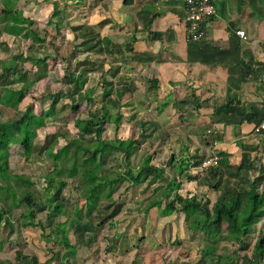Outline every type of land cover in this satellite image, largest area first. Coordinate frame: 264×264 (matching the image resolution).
<instances>
[{"label": "crops", "instance_id": "1", "mask_svg": "<svg viewBox=\"0 0 264 264\" xmlns=\"http://www.w3.org/2000/svg\"><path fill=\"white\" fill-rule=\"evenodd\" d=\"M213 1L217 14L207 37L189 41L186 0H92L86 24L99 36L87 46L93 44L90 55L98 68L85 84L117 95L109 103L115 112L127 110L124 127H157L156 138L147 137L149 148L155 143L157 157L175 173L182 159L189 160L194 178L182 189L211 200L242 191L251 181L264 182V128L256 130L264 123V0ZM22 108L20 102L16 110ZM219 151L227 163L204 169L203 160ZM147 214L152 230L145 236L160 248L145 244L143 253L157 264L156 254H164L153 233L159 230L158 209ZM168 251L179 255L175 248ZM139 254L123 249L113 263L89 257L84 264H134ZM24 258L36 264L30 255Z\"/></svg>", "mask_w": 264, "mask_h": 264}, {"label": "rangeland", "instance_id": "2", "mask_svg": "<svg viewBox=\"0 0 264 264\" xmlns=\"http://www.w3.org/2000/svg\"><path fill=\"white\" fill-rule=\"evenodd\" d=\"M53 1L10 0L11 4L16 2L13 7L15 10L32 19L31 27L39 33V36L44 37L45 41L35 40L32 33H21L18 37L10 35L5 32L6 21H0V59L10 58L16 53H35L38 56L49 53L51 56L45 67L47 75L43 77L37 75V66H32L30 61L21 60L17 62L16 66L20 71L30 70L29 81L34 80V82L29 85L30 87L26 89L22 97V110L0 106V120H17L26 111L25 108L30 105L37 113H46L50 110L53 100L58 98L56 109L46 116L45 128L39 130L32 155L29 158L25 157L24 147L21 144L10 143L8 145L11 152L8 159L10 168L16 173H24L31 177L33 184L30 186V190L34 195L33 206L36 209L34 221L41 220L44 227L22 225V213L28 207L24 202L19 205H16L15 202L18 200V196L24 193L26 186L19 187V183L16 185V182L12 181L13 188L7 190L5 188L6 182L0 177V260L5 262L4 264H30V258L16 260L17 252L22 251L27 257L30 255L36 264H84V260L89 257L93 258V262L106 258V262L113 263V260L118 257L119 251L136 248L140 254L134 256L136 259L134 264H153L152 260L146 255L144 256L143 253L145 250L148 251L147 248L144 249L145 244L152 243L151 238L145 236L149 230H152L149 228L152 222L148 221L149 215L144 208L155 195L161 196V191L156 190V188L159 185H166L165 180L157 179L156 182H151L152 179H149L139 185L129 183L128 180H120L113 194V202L100 201L96 209L89 211L85 204L86 199L81 195L83 194L81 185L84 183L79 178L87 171L81 168L77 179L76 177L63 176L62 178L56 176L52 185L45 178L48 171L52 173L50 164L53 163V160L49 157L50 151L62 147L66 139L79 137L93 140L95 138L94 135L86 136L79 132L75 126L76 118L88 117L87 111L71 109L73 103L77 101L76 95L80 93L79 88L74 83L75 74L81 73L84 77H88L92 75L93 67L98 68L97 62L90 55L93 44L87 46L91 41H96L97 36H99L98 31L89 29L86 24L87 16L90 17L92 13L88 8L92 5V0H83V2L79 0H56L60 9V13L55 17L57 24L59 22L58 25L48 23L49 17L53 13ZM6 5L0 0V18H2V8ZM64 76H66V81ZM14 77L13 74L0 77V92L4 86L19 88L23 84L29 83V81H15ZM92 80L91 76L87 82ZM59 91H64L66 94L58 96ZM99 96L101 100H98L89 111H98L102 105L101 102H115L117 97L116 94H102L101 92ZM112 111L115 112V109L113 108ZM121 112L124 114L127 110L123 108ZM133 125L127 126V128L123 126L124 128L122 127L118 134L120 136L134 135L135 137L141 135L142 139L145 140L131 157L132 167L136 168L144 153H156L155 143L149 148L147 145L149 142L146 140L148 136L156 138L157 127L150 130L137 126V124ZM115 130L116 126L113 122L106 124L103 138H114L117 135ZM22 132L19 128L15 136H19ZM79 156L84 158L89 155L79 153ZM153 158L157 165L165 168V172L170 178L176 177L172 168L165 167L167 160L162 159L160 155ZM62 163V161L59 163L61 168L65 167ZM64 163L69 165L70 161L65 160ZM103 170H107L110 174L113 172L114 175L123 174L125 164H118L111 158L107 159L101 169L90 172V174H94V176L89 175L91 180L95 179V176L100 177ZM60 180L65 181L66 186L54 196L53 191L60 187ZM91 180L88 181L91 182ZM56 201L63 202L65 210L62 208L61 211H56L53 214L50 207ZM82 204L81 217L75 221L67 233L70 243L75 245L77 250L74 256L68 254L63 262L61 252L67 251V246L60 242L63 233L59 232L57 228H62L61 222H66V227H69V221L74 215L73 212H76ZM65 212L70 214L67 215ZM170 218L171 220H169ZM157 222L159 230L154 229L153 233L158 236L156 238L161 242V249H164V254H156L157 264H186V262L189 264H225L224 256L219 257V253L225 250L222 248L223 245H226V250L230 253L235 248L238 249L240 258L236 259L237 264L242 263L244 254H251V247L243 249L242 246L238 247V245L235 246L225 241H216L217 234L207 238L202 231H198L199 234L190 236L189 233L191 232L187 229L183 213L174 212L171 216L158 215ZM255 226L257 228L260 226L264 230V217L260 218ZM97 231L96 238L90 241V238L97 234ZM259 233L258 228L246 237L250 246L255 244ZM152 244L153 250L160 248V246L154 245V242ZM210 245L215 251L207 255L202 254V250ZM167 246H170L169 249ZM110 247L116 248L110 249ZM174 248L179 250V255H175L171 251L169 253L168 250H174ZM162 255H164V260ZM251 259L254 257L251 256ZM101 264L104 263L101 261Z\"/></svg>", "mask_w": 264, "mask_h": 264}, {"label": "trees", "instance_id": "3", "mask_svg": "<svg viewBox=\"0 0 264 264\" xmlns=\"http://www.w3.org/2000/svg\"><path fill=\"white\" fill-rule=\"evenodd\" d=\"M7 5L2 8V18L0 21L4 20L6 29L5 32L18 37L21 33L34 35L35 40L45 41L44 37L39 36V33L32 28L33 21L31 18L20 14L13 7L15 3L11 4L10 0H1ZM11 5V6H8ZM60 13L58 1H53V13L49 17L48 23L58 25L55 21V17ZM54 42V41H53ZM47 53L44 56H38L35 53L23 54L16 53L10 58L0 59V77L4 75L13 74L15 81L28 82L30 70L20 71L17 69L18 61H30L32 66H37V75L43 77L47 75L45 70L46 63L51 57ZM66 81V76H64ZM76 87L79 88V95L77 96V101L73 103L71 109L73 110H85L88 113V117L82 118L78 117L75 120V126L79 129V132L85 134L86 136L94 135L95 138L92 139H81L79 137H74L71 139H66V142L62 147L57 150H52L49 152V157L53 160L51 162V172L48 171L45 174V178L48 180L49 184L52 185L56 176L78 178V173L80 169L83 168L87 171L86 174L81 175L83 187L82 197L86 199V207L89 211L97 208L100 201L113 202V194L118 182L120 180H128L134 185H139L148 179L149 174H152V180L159 179L166 181V185L157 186L156 190L161 191L160 195H155V197L149 201L145 206L144 210L149 213L151 209L157 208L158 215L171 216L174 212L183 213L184 219L187 223V229L191 232L190 236L199 234L198 231H202L203 234L208 238L210 235L217 234L216 241H225L229 244L235 245L241 248L247 249L251 247V254L243 255V260L241 264H264V230L258 227L260 233L258 234L257 240L254 245L250 246L246 237L258 229L255 225L260 218L264 217V182L261 181H251L250 186L242 191L229 192L228 196L223 198H217L211 200L209 197H201L197 194H191L189 191L182 189V184L190 181L194 178L189 172V160L182 159L179 166L176 168V177L170 178V176L165 172L163 166H159L153 162V157L156 155L154 152H146L142 155V159L136 168L132 167L131 157L136 152L137 148L145 141L142 136L135 137L134 135L126 136L119 135L118 132L123 127L124 114L121 110L113 112L112 109L116 108L114 104L109 102H101L102 105L99 107L98 111L91 112L94 104L101 100L99 96V86H89L86 88L85 84L87 82L86 77L79 73L77 78L74 79ZM33 81H29L28 84L22 85L20 88H13L10 86H4L0 92V104L4 106L12 107L18 109L22 97L25 94L26 89H28ZM154 83L158 82L156 79ZM86 88L85 90H83ZM110 89H105V94H110ZM66 92V90H65ZM64 91H59L58 96L65 95ZM103 94V92H102ZM58 98L53 100L50 106V110L46 113H37L32 109V106H28L26 111L17 120H0V177L6 182L5 188L8 190L13 188L12 181L19 183V187L26 186L24 193L18 196V200L15 202L16 205L25 203L28 207L23 213V220L21 221L24 226H40L44 227L43 223L40 221L35 222L36 209L33 206L34 195L31 193L30 186L33 184L31 177L24 173L14 172L9 165V156L11 154L8 145L10 143H18L24 147V155L29 158L32 155V151L35 146V140L38 136L39 130L45 128L46 116L53 113L56 109ZM85 101V102H84ZM135 116V113L133 117ZM113 122L116 126V136L112 139L103 138V132L105 131V125ZM15 131L13 132V130ZM20 128V132H23L19 136L16 133ZM124 128V127H123ZM216 138V137H215ZM220 139V138H216ZM79 153H86L89 156L84 158L79 156ZM219 154H226L221 153ZM114 159L118 164H125V171L123 174L118 173L117 175L110 174L107 170H103V174L100 177L93 178L91 180L90 176H94L93 170L101 169L103 163L107 159ZM65 160L70 161L69 165H66ZM63 162L65 167L61 168L60 162ZM228 159L226 155L222 157L219 165L227 163ZM219 165L212 167L211 169L217 168ZM64 168H69L64 169ZM67 171V173H66ZM69 171V173H68ZM65 172V173H64ZM91 182H89L88 180ZM66 182L60 180V187L56 188L53 193L59 194L64 187ZM215 188V185H212ZM17 196V194H16ZM53 196V195H52ZM63 202H54L50 207V211L54 214L61 211L64 208ZM83 204L73 212V218L69 221L70 226L66 227V222H61L62 228L58 227V231L63 233V238L61 243H64L67 247L65 253H61L63 256H67L68 253L75 255L76 247L70 243L68 232L74 225L75 221L79 220L81 217V210ZM69 215L70 213L65 212ZM162 214V215H160ZM157 215V216H158ZM9 223V220H8ZM93 226V225H92ZM98 235L95 234L90 241L96 238ZM214 247V246H213ZM51 248V247H50ZM223 249L220 256H224L225 264H237L236 259L240 258L238 249L235 248L231 253L227 252L226 245L222 246ZM215 250L212 245L205 247L202 250V254L207 255L213 253ZM217 255V254H216ZM251 256L254 259H251ZM26 257L22 251H18L16 255V260H20ZM0 263L5 262L0 260ZM186 264H189L186 262Z\"/></svg>", "mask_w": 264, "mask_h": 264}, {"label": "built area", "instance_id": "4", "mask_svg": "<svg viewBox=\"0 0 264 264\" xmlns=\"http://www.w3.org/2000/svg\"><path fill=\"white\" fill-rule=\"evenodd\" d=\"M186 33L189 41H202L207 37L208 30L212 24V19L217 14V6L213 0H186ZM237 33L246 38L243 30ZM264 128V123L257 127L259 131ZM222 156L218 153H212L203 160L202 167L204 169L212 168L219 165Z\"/></svg>", "mask_w": 264, "mask_h": 264}]
</instances>
